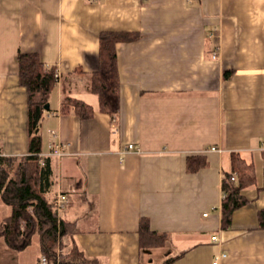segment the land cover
I'll return each instance as SVG.
<instances>
[{
  "label": "crops",
  "instance_id": "0c3cea01",
  "mask_svg": "<svg viewBox=\"0 0 264 264\" xmlns=\"http://www.w3.org/2000/svg\"><path fill=\"white\" fill-rule=\"evenodd\" d=\"M106 31L134 36L115 45L114 115L99 112L88 89ZM20 53L37 54L57 76L39 135L45 197L68 199L64 249L73 242L98 264H264V0H0L7 157L28 151ZM63 97L89 104L92 117L61 113ZM235 156L254 181L223 227L221 182ZM190 157L206 166L189 172ZM10 213L0 198V231ZM142 219L162 243L141 245ZM34 239L15 251L0 236V264H41Z\"/></svg>",
  "mask_w": 264,
  "mask_h": 264
},
{
  "label": "trees",
  "instance_id": "16d2710c",
  "mask_svg": "<svg viewBox=\"0 0 264 264\" xmlns=\"http://www.w3.org/2000/svg\"><path fill=\"white\" fill-rule=\"evenodd\" d=\"M133 38L111 31L99 35L98 65L91 74L88 89L97 98V109L101 113L114 115L119 110L120 81L115 45ZM17 66L19 85L25 89L27 97L28 151L19 157L2 156L0 152V198L11 209L9 217L2 224L0 236L15 251L29 247L37 236L40 253L46 259V264H98L95 260L87 259L73 242L67 253L56 255L60 238L70 236L73 228L72 224L57 218L53 200L48 201L45 197L44 180L49 170L39 163V126L57 83V76L55 69L46 68L37 54H18ZM60 112L88 119L92 117L94 109L81 100L63 97ZM235 157H232V170L223 174L221 182L223 197L220 213L223 227L230 225L235 210L247 204L248 200L241 192L254 181L252 166L240 157ZM186 164L189 172H195L205 167L206 161L201 157H190ZM258 218L260 227L264 228V209L258 212ZM139 235L142 246L148 242L149 245H157L165 239V235L150 231L145 219L140 221Z\"/></svg>",
  "mask_w": 264,
  "mask_h": 264
},
{
  "label": "built area",
  "instance_id": "2783aa9c",
  "mask_svg": "<svg viewBox=\"0 0 264 264\" xmlns=\"http://www.w3.org/2000/svg\"><path fill=\"white\" fill-rule=\"evenodd\" d=\"M212 58H215V55L213 54L212 55ZM52 134L54 135V132H52ZM127 150H133V145L132 144H128L127 145ZM212 150H215L214 148ZM51 154H54V155H60V152L58 150H53L51 152ZM41 157V159H39V163L41 165H43V159H42V155L39 156ZM223 197V195H222ZM68 204V199L67 197L64 195V194H59L57 195L56 199H55V205H54V210H55V213H56V216L58 219L59 218V213L61 212V210H63ZM206 215V214H204ZM216 239V238H215ZM224 255H220V257H222ZM219 256L216 258V260H218L220 258ZM41 264H46V259L44 257H41V260H40Z\"/></svg>",
  "mask_w": 264,
  "mask_h": 264
},
{
  "label": "rangeland",
  "instance_id": "374dc122",
  "mask_svg": "<svg viewBox=\"0 0 264 264\" xmlns=\"http://www.w3.org/2000/svg\"><path fill=\"white\" fill-rule=\"evenodd\" d=\"M68 251H69V248L67 247L66 249H64V247H62L61 241H59L57 249H56V255L60 256V255L67 253Z\"/></svg>",
  "mask_w": 264,
  "mask_h": 264
},
{
  "label": "water",
  "instance_id": "95a60500",
  "mask_svg": "<svg viewBox=\"0 0 264 264\" xmlns=\"http://www.w3.org/2000/svg\"><path fill=\"white\" fill-rule=\"evenodd\" d=\"M45 109H46V110L48 109V104H46Z\"/></svg>",
  "mask_w": 264,
  "mask_h": 264
}]
</instances>
